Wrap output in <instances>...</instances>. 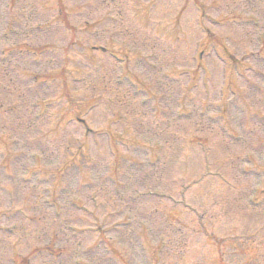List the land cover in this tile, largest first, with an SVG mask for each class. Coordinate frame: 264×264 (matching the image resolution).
Instances as JSON below:
<instances>
[{
    "label": "rangeland",
    "instance_id": "374dc122",
    "mask_svg": "<svg viewBox=\"0 0 264 264\" xmlns=\"http://www.w3.org/2000/svg\"><path fill=\"white\" fill-rule=\"evenodd\" d=\"M193 1L0 0V51L32 52L0 63V264H264V0Z\"/></svg>",
    "mask_w": 264,
    "mask_h": 264
}]
</instances>
